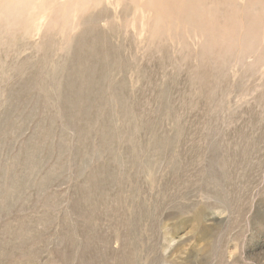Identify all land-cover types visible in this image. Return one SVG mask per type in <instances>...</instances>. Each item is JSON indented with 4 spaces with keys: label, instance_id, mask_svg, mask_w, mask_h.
Returning <instances> with one entry per match:
<instances>
[{
    "label": "rangeland",
    "instance_id": "374dc122",
    "mask_svg": "<svg viewBox=\"0 0 264 264\" xmlns=\"http://www.w3.org/2000/svg\"><path fill=\"white\" fill-rule=\"evenodd\" d=\"M0 264H264V0H0Z\"/></svg>",
    "mask_w": 264,
    "mask_h": 264
},
{
    "label": "bare ground",
    "instance_id": "6f19581e",
    "mask_svg": "<svg viewBox=\"0 0 264 264\" xmlns=\"http://www.w3.org/2000/svg\"><path fill=\"white\" fill-rule=\"evenodd\" d=\"M258 5V4H257ZM252 7L254 8V6L252 5ZM214 12V11H213Z\"/></svg>",
    "mask_w": 264,
    "mask_h": 264
}]
</instances>
